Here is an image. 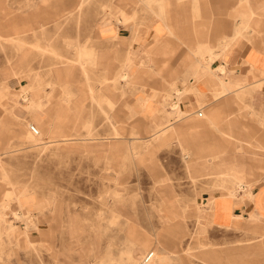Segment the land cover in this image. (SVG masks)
<instances>
[{"label":"rangeland","instance_id":"obj_1","mask_svg":"<svg viewBox=\"0 0 264 264\" xmlns=\"http://www.w3.org/2000/svg\"><path fill=\"white\" fill-rule=\"evenodd\" d=\"M232 2L246 4V11H236V36L213 45L211 10ZM254 14L259 18L251 27ZM263 15L264 0H0V264H163L166 254L176 264H264L263 232L202 229L195 214L198 199L220 193L214 166L230 165L241 150L228 146L214 165L188 168L173 143L152 155L159 163L154 169L147 156L133 154L138 140L131 132L150 133L145 105L138 113L132 106L144 87L145 95L167 93V109L176 101L190 108V92L179 90L183 82L217 81L229 96L213 101L212 95L207 108L220 104L223 126L225 117L235 118L236 81L227 68L226 90L218 80L225 64L209 66L224 60L245 30L246 40L248 31L261 33ZM154 17L155 35L148 28ZM153 35L160 38L146 52ZM244 92L240 114L253 144L246 152H252L258 139L264 145V106L257 91ZM227 97L233 102L221 104ZM173 112L176 122L149 139L190 127L189 115ZM206 136L210 144L224 141L212 128ZM259 153L264 162V147ZM254 157H241L246 180L239 181L250 187L264 182ZM168 189L180 216L165 223Z\"/></svg>","mask_w":264,"mask_h":264},{"label":"crops","instance_id":"obj_2","mask_svg":"<svg viewBox=\"0 0 264 264\" xmlns=\"http://www.w3.org/2000/svg\"><path fill=\"white\" fill-rule=\"evenodd\" d=\"M254 4L257 5V3L253 2V5ZM218 5L219 4H216V7L211 10L212 13L210 15V19L212 32L210 37H207V39L209 38L211 40L213 45L217 44L218 39L221 36H234L236 27V11H246V4H243V8L237 7L238 4L235 2L227 4L223 3L221 6L219 5L220 7ZM220 9L225 11V14L228 15L227 18L220 19V14L218 13ZM262 17L264 18V15ZM154 19L156 20V23L152 20V24H150L148 28L149 32L155 35L157 33L156 28L160 27V23L155 17ZM261 26H263V24H261ZM248 32L251 34L250 40H246L245 30L239 44H237L227 55H225V59L222 61H216L213 64L214 67L218 66L219 63L225 64L228 68L229 76L239 79L236 80V82H233L231 88L232 91L237 89L240 90V93L235 96V102L238 105V108L233 111L235 118L225 117L224 121L226 123L223 126L221 124V120L224 119V109L219 106L220 104L214 105L209 109L207 108V99L209 100L212 98V95L214 96L213 101L222 100L225 96H229V93L225 94L221 92L222 89L220 83L217 81L205 83L183 82L184 87L178 89L180 91L190 92L188 96L191 98L190 108L189 106L184 105V109L188 110L196 106H200L197 111L192 112V114H196L197 117L191 116V114V117L189 116V119L185 121H189L187 124H190V127L187 128V126H181L180 129L184 127V130L181 132L171 131L172 128H170L169 134H167L164 138L158 140L149 139L151 134L158 132L161 128H169V125L175 123L176 119L174 117L173 110L170 107L167 109L168 94L166 93L164 96V94L158 93L154 97V92L150 93L148 91L147 95H145L144 92H146L147 89L144 87L136 94L135 105L132 106L135 112L138 113V109H140L142 105H145L147 113L146 117H148V119L144 126L150 132V135L148 134L147 136H143L139 133L138 129L132 128V137H136L138 140L135 142L137 145V151L134 153L135 144H133L132 152L133 154H136V157L147 156L148 159L151 160L153 168L158 169V160H153L151 158L152 155H154L158 149L173 143H177L181 146L183 161L188 168L193 166V164L214 165L216 161L220 160L221 157L219 154L222 152V149L227 148L228 146H233L234 148L241 150L240 152L237 151L239 154L234 156L233 162H231L230 165L219 162L214 166L216 171L213 174L218 178L216 186L219 187L218 189L220 190V193L216 195L211 194L204 200L198 199L199 201L196 205L195 214L202 229H206L208 225H211L216 229L227 230L243 229L246 227L251 228L252 226L254 231L263 232L262 237H264V227H262L264 226V182L254 184L259 180L254 181L251 184V188H249V196H246V190L238 188L239 179L246 180V165L241 158L244 157L246 153L255 155V161H258V165L262 167L264 172V162L261 158L262 153H259V150L264 147L263 142L258 139L254 145L256 151L246 152V145L248 144L251 146L253 144L251 139H249L251 135L247 131L246 125L243 123L242 116L244 114V108L241 106L239 101L246 89L255 90L257 91L259 106H264V28L259 34H254L250 31ZM154 35L153 37H149L150 42L146 44V52L150 51V47L155 39L160 38ZM102 39L111 38L104 37ZM140 40H143V38L139 40L136 39L135 41L139 42ZM206 41L207 40H205V42ZM199 42V40L195 42V47L198 46ZM130 43L132 45L133 42L131 41ZM186 50L185 46V52ZM185 52L182 55H184ZM182 55L179 57L180 59L183 57ZM197 60L198 58H196L195 62H197ZM193 65L197 67L196 63ZM183 71L184 68L181 73H184ZM197 72L198 71H196V73ZM238 82L241 84L240 86H236ZM228 101L233 102L229 97H227L220 103L225 104ZM207 110L210 112L209 117L206 119L205 113ZM163 111H165V115L162 114ZM200 111L203 112L202 117L198 116ZM153 112L157 113L155 114ZM240 113L243 114L241 115ZM160 117L162 119H160ZM185 122L182 124H185ZM234 127H236V131ZM209 128L220 132L221 135H223L224 141L220 140L210 144L209 141H207L206 136V131ZM140 149H142V151ZM244 186L246 187V185ZM163 194L168 196L167 207H164L165 214L162 215L165 223L168 219L172 222H176V219H178L180 215L178 212V217H176L172 208V204L176 205L175 201L171 198L174 196V191L172 189H168L163 191ZM203 210H205V212ZM179 226H181V224H179ZM205 245L210 244L207 243ZM215 245L219 246L223 244ZM251 245L261 247L263 246V243ZM243 255L244 253H242V255L240 254L239 257L241 258ZM164 257L165 259L162 261L163 264H176V262L173 261L172 257L168 254Z\"/></svg>","mask_w":264,"mask_h":264},{"label":"bare ground","instance_id":"obj_3","mask_svg":"<svg viewBox=\"0 0 264 264\" xmlns=\"http://www.w3.org/2000/svg\"><path fill=\"white\" fill-rule=\"evenodd\" d=\"M247 1V0H246ZM256 18H259L256 14H254V16L252 17V19H251V21H250V25H251V27L253 26V20H255ZM241 35V34H240ZM235 36H236V34H235ZM234 36V37H235ZM239 37V36H238ZM12 39V38H11ZM224 41H223V43H225L226 45H229L231 42H232V40L231 39H228V40H225V39H223ZM133 58V57H132ZM209 63V62H208ZM209 68H210V70H214V66L213 65H210L209 66ZM126 68L123 70V72H122V74H121V77L123 78V79H125L127 76H126ZM218 72H219V75H218V80L221 82V84L223 85V87L226 89V90H228V87H227V84H228V79L227 78H224L223 77V75H225L226 73H227V67H226V65H222V64H219V70H218ZM218 74V73H217ZM232 79V78H231ZM233 80H239L238 78L236 79V78H233ZM239 83V82H238ZM239 85H241L240 83H239ZM181 93H183V97H182V99L185 97V93L184 92H181ZM235 94V93H234ZM25 96V95H24ZM181 99V100H182ZM173 111H175V113H177L178 114V116H184V115H186V116H190V114L189 113H187L186 111H185V109L183 108V106L181 105V102L179 101V102H175V103H173L172 105H171V107H170ZM200 114H202V112L200 111L199 112V116H202V115H200ZM185 116V117H186ZM162 132H164V130H160V131H158L157 132V135H159L160 133L162 134ZM115 134H116V132H115ZM118 134V133H117ZM156 134V133H155ZM160 134V135H161ZM120 135V134H119ZM159 135V136H160ZM163 135V134H162ZM120 137V136H119ZM118 137V138H119ZM157 137V136H156ZM126 138V137H125ZM154 139H156L155 138V136L153 137ZM160 138V137H159ZM78 140H79V138H77ZM83 139V138H82ZM82 139H80V140H82ZM135 139H137L136 137H135ZM86 140V139H85ZM133 141V140H132ZM56 143V142H55ZM59 144V143H58ZM244 185H246V187L244 186ZM238 188L239 189H244V190H246V196H249L250 195V192H249V188H251L249 185H247V184H245V183H243V182H241V181H239V183H238ZM221 199V198H220ZM231 200V199H230ZM15 214V216H17V217H19V213H14ZM1 216V215H0ZM30 222V221H29ZM28 236V235H27ZM129 254V253H128ZM136 255H137V257H139V258H143V256H144V253L142 252V251H139V252H137L136 253ZM150 255V254H149ZM149 255H148V257H149ZM148 257L146 258V262H150L151 261V259L154 257V254H152V258H150L149 260H148Z\"/></svg>","mask_w":264,"mask_h":264},{"label":"built area","instance_id":"obj_4","mask_svg":"<svg viewBox=\"0 0 264 264\" xmlns=\"http://www.w3.org/2000/svg\"><path fill=\"white\" fill-rule=\"evenodd\" d=\"M200 115H202V114H200ZM34 129V128H33ZM35 130V129H34ZM152 254L153 253H151L150 255H149V257H148V260L150 259V258H152Z\"/></svg>","mask_w":264,"mask_h":264}]
</instances>
